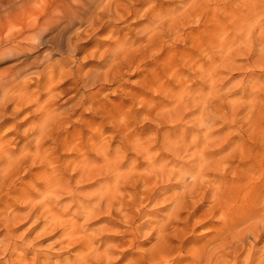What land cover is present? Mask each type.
Listing matches in <instances>:
<instances>
[{
  "label": "bare ground",
  "instance_id": "6f19581e",
  "mask_svg": "<svg viewBox=\"0 0 264 264\" xmlns=\"http://www.w3.org/2000/svg\"><path fill=\"white\" fill-rule=\"evenodd\" d=\"M122 1L130 3L139 0H63L54 6H51V3L47 1L38 14H34L28 20L20 21L23 22L21 25L19 23L20 30L17 24L15 29L18 28L19 31H15L16 34L12 33L4 38L5 42L9 43L15 40L35 42L36 39L41 38L45 30L62 25L61 30L58 31L60 34L58 41L59 44L63 43L64 49L58 48V45L56 46L57 50L54 51L59 52L61 60L65 61L61 66V60H52V52H48L45 61L39 64L33 73L28 72L31 75H36V83H33L32 77L29 78L26 75V72L32 67L16 69L17 71L13 70L14 72L11 74L0 77V126H3L18 113L20 114L21 111L31 107L34 117L29 128L23 133L25 143L17 150L8 149L13 141L12 138L6 137L7 135L0 138V192L7 189L6 195L11 192L18 193L19 197L15 200L12 199V202L15 204V201L19 202L21 198H24L23 209H26L23 214H16L18 209H14V212L7 201H5L6 203L0 201L3 203L0 207V221L4 228V237L0 240V259L8 257L4 262L6 264L37 263L36 258H31L32 262L30 261V263L26 261L24 254L33 248L29 247V244L27 245L23 239L17 241L9 228L18 220L33 217V212L38 208L41 217L46 216V220L51 223L57 222L62 226L64 232L61 238V247H67V249L70 247L76 250L75 255L73 254L64 264H115L118 259L123 260L125 257L118 259L113 257L117 248L125 250L124 246L128 245L129 248L135 243L142 244L144 242L138 243L137 239L143 236L141 233L144 232L143 229L149 222L135 225L136 221L143 218L146 213L141 210L143 203L146 200L149 203H154L155 200L152 201L150 196L155 198L161 189L163 191L165 188L169 189L177 185L181 191L167 199L169 201L167 214L165 216L163 214V217L155 223L152 221L154 224L151 226L150 232H147L148 235L145 234L146 241L154 236L155 242L151 249L139 251L134 258L133 256L125 258L122 264H165L168 262V257L164 256V251L168 250H164L163 247L167 245L168 240L173 239L181 243L178 248H175L178 250V254L173 264H264V142L259 143V139L256 138L258 143L255 141L246 143L245 139L243 140L242 131L238 130L240 139L232 144L234 139L223 141L219 131L208 132L211 131L210 129L203 136L201 135L202 142L196 138L187 141L188 133L196 125L206 128L209 123L212 125L213 122L208 114L211 98L208 96L209 92L206 91L213 82L210 70L212 67H217L218 63L230 67L233 65L232 58H230L231 64L224 61L227 57H224V54L229 56L230 53L224 51L228 43L222 33L210 39L212 35L209 34V30L207 28L202 30L201 37L195 40L198 43L191 45L194 50H198L196 52L201 54L198 61L199 66L196 65L197 62L189 60V63H193V67L189 69L188 74L179 72L178 67H175V55L165 56L166 65L163 64L161 67L158 62L160 54H157L154 57V66L158 70L155 69L153 72L151 85H148L149 81L147 83L144 77L140 78L137 87L141 91L148 85V89L151 90L157 83L158 86L155 89H158V92L154 93L162 100L155 102L154 99L147 101L143 98L144 101H141L139 111L132 112L127 106L128 102L141 97V94L132 91L126 93L123 89L119 90L120 102L112 104L113 107L110 108H106V105L102 107L95 94L92 96L86 94H89L94 87L100 84L113 82L114 76L125 65H130L129 59L138 54L139 50L137 49L143 41L153 44L154 41L161 39L160 36L165 34L164 31L168 27L167 31L173 32L174 27L180 23L179 16L183 20H187L190 13L193 14L200 9V0H190L181 8L183 12L180 15L173 13L172 16L164 17L154 13L153 17H150L148 25L141 27L140 36L136 39H131L130 36L111 35L109 42L111 41L112 45L104 51H97L103 62L101 66L89 70L87 73H83L81 67L68 68L69 62L74 63V57L82 51L80 47L82 36L89 31L98 29L104 31L110 24L112 16L107 17L109 20L103 21L105 18L103 15L113 8L117 12V9L123 6ZM4 3L6 4V2ZM97 9L100 13L93 14ZM133 13L136 14L137 11ZM13 21L7 22L6 26L15 24L18 18ZM83 24L86 25L83 29L75 27V32L72 30L73 34L68 31L69 36L67 35L65 38L62 36L67 30ZM213 47L220 52V62L207 56ZM175 49L177 48H173L172 51ZM176 53L178 54V52ZM183 56L187 55L183 54ZM180 60L178 61L180 62ZM258 61L260 62V60ZM33 65L35 66V64ZM148 72L146 71L145 75H140L148 77ZM163 72L164 74L168 72L171 75L170 77L168 75L167 83H161L160 77ZM66 77H70V83L61 82ZM189 78L196 79L195 84L200 81V84L197 86L194 84L196 88L193 86L186 89V83L190 81ZM183 79H187V82H184ZM33 84H36L38 94L35 91H30V86ZM65 84H68L69 87L61 90ZM175 85L177 86L174 88ZM42 89H45L43 93L40 92ZM73 89L76 90L75 104L66 112H59V108L54 107L56 100L64 91ZM84 109L92 114L93 120L87 122L85 118L82 119L83 114H80L78 119L83 120L82 125L75 126L70 118L76 115L78 110L84 111ZM198 110H200L199 116L188 121L189 124L193 122L191 126L179 131L178 125L187 118L189 119ZM97 118L100 120L98 123ZM145 120L155 126L173 124L174 127L166 134H161L156 128L152 138L151 134L144 131L145 125H142L143 129L138 130V133L135 129L132 132L133 125L144 124ZM69 121L72 131L60 134L58 131L63 130V126L67 125ZM105 125H109V130H111L110 136H107L106 139L104 138V134H106L104 129L107 128ZM196 132L195 137H198L200 134L197 129ZM113 134L120 138L119 145L121 144V146L119 149L116 147L117 150L111 148V142L115 137ZM254 134L251 133V135ZM14 135L21 137L19 131ZM45 143H49V145L46 147ZM129 151L134 152L135 156L138 155L145 161V168L144 164L137 163L138 167L140 165L144 168H141V173L140 170L138 171L140 174L137 172L136 165L125 168L128 160L122 155ZM63 155L65 158H62ZM24 167H27V174L31 175L32 179L26 184V188H16L13 177ZM33 169L36 170L35 173L32 172ZM126 189H128L127 192H125ZM63 196L69 197L77 204L76 210L74 209L75 211L72 212L77 217L73 215L76 219L83 218L82 224H78L71 217V219H64V216H67L70 211V209L66 211V206L64 208L60 206L62 209L59 213L57 212L55 207L61 204ZM35 197H40L39 201L36 200L37 203L34 200ZM76 197L80 199L75 200ZM165 197H163L164 200L163 198L158 199L159 201H156L155 205L165 201ZM204 205H206L205 209ZM183 214L186 216L182 218ZM101 215H106L108 220H112L107 221L106 218L105 221L100 217V221L103 220L104 225L88 234V227H85L87 223ZM41 220L43 222V218ZM51 223L49 228L56 225ZM117 226L125 227L122 236L127 240L110 245L107 235L110 233L109 231L113 230L112 227ZM199 229H207L204 233L209 237L200 246L193 242L195 245L186 250L183 247L185 242L182 239L183 236L187 232L193 234ZM18 249H21V255L15 252ZM124 253L122 251V254Z\"/></svg>",
  "mask_w": 264,
  "mask_h": 264
},
{
  "label": "rangeland",
  "instance_id": "374dc122",
  "mask_svg": "<svg viewBox=\"0 0 264 264\" xmlns=\"http://www.w3.org/2000/svg\"><path fill=\"white\" fill-rule=\"evenodd\" d=\"M47 1L51 3V6H54V4H57L63 0H0V48H1L0 49V77H4L7 74H11V72H14L13 70H16V69L18 70L20 68H31L32 67L26 72V75H28L29 78L32 77L31 80L33 81V83H36L37 81L36 75L34 74L31 75L29 73H33L36 70V67H38L39 64L45 61L46 59L45 56H47L50 52H52L51 53L52 60H61L60 53L54 50L57 48L56 46L58 45H59L58 48L61 47L62 49H64L63 43L59 44L60 42L58 41L59 35H60L58 31L61 30L62 25L53 27V29L49 28L50 30L48 29L45 30L46 32L44 31L42 33L43 35H41V38H40L41 40L36 39L35 42H19V40H15L14 42L9 43V42H5V39H4L7 36L11 35L12 33L16 34V32H18L21 29V27L19 26L23 23V22L21 23L20 21L25 20V19L28 20L34 14L35 15L38 14V12H40L43 9L44 7L43 5ZM189 1L190 0H139L137 2L132 1L130 3L127 1H122L121 3L123 4V6L118 8L117 12H115V9L113 8L111 11L105 12L106 14L103 15L105 17L103 21L109 20L107 19V17H110V15L112 16L110 20L111 21L110 24H108V26L106 27L104 31H99V29L94 30V31H89L90 33L88 32L82 36V40L80 41L81 43L80 47L82 51L77 56L74 57V60H75L74 63L69 62L68 68L70 69L73 67L74 68L81 67L82 72L87 73V71L101 66L103 62L101 61L102 59L99 57V54L97 53V51H104L105 49L109 48L112 45L110 43L111 41L109 42V38L111 35L113 36L119 35L120 37L130 36L131 39H136L140 36L139 33L141 30V27L148 25L154 13L161 14L164 17H168L170 15L172 16L173 13L175 15H180V13L183 12V9L181 8L185 4H187ZM4 2H6V4ZM4 8H7V9H4ZM8 8H9V12H8ZM3 9L5 10V12ZM134 11H137V13L136 14L133 13ZM167 11L168 12L170 11V12L168 13ZM97 13H100L99 9H97L93 14L96 15ZM95 15L93 16L95 17ZM16 18H18V21H19L15 23L16 25L13 24V25H10L9 27L6 26L7 22L9 21L12 22L13 20L15 21ZM179 20H180V23L177 24V27H174L175 28L174 31L173 32L170 31L169 33V31H167L169 27L166 28L164 31L165 34L163 36L162 35L160 36L161 39L154 41L153 42L154 45L151 44V42L149 41H143L142 45H140L137 49L139 50L140 53L137 52L138 54L134 55L131 59H129L130 65L129 66L125 65L121 69V71L117 73L116 76H114L115 78L113 82L110 81L109 83L100 84L97 87H94L89 94L86 93L87 96H92L95 94L97 96L96 99L99 100L100 105H102V107L106 105L105 106L106 108H110V107H113L112 104H118L120 102L121 98L119 97L120 95L119 90L121 89H123L126 93L132 91L134 93L141 94V97H138V99H136L135 101L127 103L129 110H131L132 112H136L140 110L141 108L140 103L141 101H144V99L147 101L149 99L150 100L154 99L156 100L155 102L161 101L162 98L159 97L156 93H154V92H158V89H155V87L158 86L157 83H155V87L152 88L153 90L148 89L149 88L148 85H151L150 82L154 76L153 72H155V69L158 70V68L154 66V57H156L157 54H160L158 58V62L160 66L161 65L163 66V64L166 65L165 58L167 56L175 55V60H174L175 67H178L179 72L181 73L184 72L188 74L189 69L193 67L192 65L193 63H189V62L190 61H193L194 63L197 62L196 65L199 66L198 61L201 58V54L199 52H196L198 50L197 49L194 50L191 45L198 43V41L195 42V40L199 39V37H201L202 35V30L203 29L205 30L207 28V30H209V34L212 35L210 36V39L215 38L220 33L223 34V37L227 39V43H228L224 51L225 53H228V52L230 53L229 56L224 54V57L227 56L225 57L224 61L229 64H231L230 58H232L234 61L232 63L233 64L232 67H230L229 65L227 66L220 65V63H218L219 65L217 67H212V69L210 70L211 75L213 77L212 78L213 82H212V85L206 91L209 92L208 96L211 98V99L209 98L211 102V106H210V110H208V114L213 119L212 125L213 124L214 125L212 126L209 123L206 127L207 129L200 128L196 125L197 128L194 127L195 131H193L194 129H192V131L188 133V136L191 138L187 136V141L188 140L190 141V139L192 140L196 138V140L198 139L199 142H202L203 137H201V135L203 136L210 129L211 131H208V132L219 131L220 138L223 141L225 140L231 141L232 139H234L231 142L232 144L234 143V141L236 142V141H239L240 139L238 138V133H237L238 130L240 132L242 131V136L244 137L243 140L245 139L246 143H250L253 141H255L256 143L264 142V72H263L264 71V0H200V9L198 11H196L193 14L190 13L189 18L187 20L186 19L183 20L181 16H179ZM17 24H18L19 30H17L18 28L15 29L17 27ZM4 25H5V28H4ZM85 26H86L85 24L81 26L79 25L74 26L73 28L64 32L65 34L63 33L62 36L65 38L67 37V35L69 36L70 33L73 34L76 30L75 27L76 28L80 27V30H81ZM72 30H74V32ZM175 32H177V34H175ZM11 46H13V48H10ZM19 47H22L25 49L22 50ZM173 48H177V49L172 51ZM210 51L207 54V56L209 58H212L214 61L217 60V62H220L221 55H220L219 50L213 47L212 49H210ZM176 52H178V54ZM183 54L187 56H183ZM189 54L192 56H190ZM183 58H186V59H183ZM178 60H180V62ZM258 60H260V62ZM63 61L65 60L62 59L60 61L61 66H63L64 64ZM28 64L31 66H27ZM33 64H35V66ZM149 69H150V72L152 69L153 71L150 73L148 72ZM146 71L148 72V77L140 75V74L145 75ZM165 73L166 74H164L163 72L162 74L165 76L161 75L160 77L163 81V82L161 81V83H164V82L167 83L166 80H168L167 79L168 75L169 77L171 76L170 74H168V72H165ZM140 78L141 79L144 78L147 83L149 81L148 85H146V88L142 89L141 91L137 87L138 81L141 80ZM189 80L190 81L187 82V79H183L184 82H187L186 85L188 87L186 86V89L193 87L195 84L194 82L196 81V79H192V78H189ZM42 81H43V78H42ZM63 81L64 82L67 81L68 83H70L71 79L70 77L69 78L66 77V79H63L61 82ZM199 84H200V81H197L195 85L197 86ZM176 86L177 85H175L174 88ZM196 86H194L193 88H196ZM68 87L69 85L65 84L64 86H62L61 90H64L65 88H68ZM30 91L31 92L37 91L36 84H33L30 86ZM44 91L45 89L40 90L41 93H43ZM75 91L76 90L73 89V90L64 91L63 93H61L60 97L56 100L54 107L59 108V112H66L67 110H69L75 104V100H76L74 98L76 94ZM32 110H33L32 107L29 109L23 110L21 111L20 114L18 113L14 117L15 119L14 118L9 119V121H7L3 126H0V138L7 135L6 137L10 139L12 138L11 140H13L11 141V144L9 145V148H8L9 150H17L25 143V140H24L25 138L23 137V133L25 132V130L29 128V125L34 120L33 114L31 113ZM80 114H83L82 119L84 120L85 118V121L87 122L90 120L91 121L93 120L91 118L93 117L92 114L89 113L87 109H84V111L78 110L76 112V115L70 118V121L74 122L75 126L82 125L83 120L78 119V116ZM199 114H200V110L196 111L193 116L189 117V119L187 118L180 125H178L179 131L180 130L183 131L187 127L191 126L193 122L189 124L188 121L190 119L192 120L198 117ZM70 121L67 123V125L63 126V130L60 129L58 131L60 132V134L66 131L68 132L72 131V127H70L71 125ZM96 121L97 123L100 122L98 118L96 119ZM144 122L145 123L144 124L142 123L141 125L139 124L133 125L132 132L135 129V131H137L136 133H138L144 128V131L146 133L151 134V138H152L153 133L155 134L154 130H156V128H157V131L159 130V132H161V134H166L170 132L174 127L173 124H164L163 126L161 125L160 127V126L153 125V123L152 124L149 123L150 121H147V120H145ZM142 125L143 126L145 125V127L142 128ZM105 126L108 128V130L107 128H105L106 130L104 129L106 133L104 134V138L106 139L107 136H110L111 130H109V125H105ZM211 126L213 127V129L211 128ZM78 128L80 127L78 126ZM159 128L161 129V131ZM196 129L198 130L200 134L198 137H195L197 134ZM100 130H103V128H100ZM18 131L22 138L21 137L19 138L16 135H14V133ZM107 132L109 133L108 135H107ZM85 133L87 134L86 131ZM251 133L252 134L255 133V134L251 135ZM257 133H258L259 138L257 137ZM158 138L160 140V135L158 136ZM256 138L257 140L259 139L258 142L256 141ZM119 143H121L120 138L115 135L113 141L111 142V145H112L111 148L114 150L119 149L121 146V144L119 145ZM44 145L47 147L49 143H45ZM116 147L118 148L116 149ZM125 154L122 155V156H125L126 159L128 160L126 161L125 168L127 167L131 168V166L134 167L136 165L135 167L137 168V172L140 170V173H141L142 172L141 168H143V166L140 167V165L144 164V168H145V161L142 158L138 157V155L135 156V153L132 151H129ZM62 158H65V155H63ZM140 161H142L143 163L141 162L142 163L141 164ZM137 163L140 164L139 167ZM32 172L35 173L36 170L33 169ZM27 173H28V169L27 167H24L19 170V172L16 174L17 176L16 175L14 176L15 178L13 177V182L15 181L14 184L16 188H23V187L26 188V184L29 183L32 179L31 175H28ZM140 173L138 172V174ZM6 190H3L2 192H0V196H1L0 201L2 202L7 201L8 205L10 204L12 206L11 208L12 210L18 209L17 212H15L14 210L16 214H20V215L23 214L26 210V209H23L24 198H21L19 202L15 201L16 203L14 204L12 202V199L15 200L16 198H18L19 194L16 192H11L9 195H6L7 194ZM84 190H86V188H84ZM138 190L140 191V188H138ZM127 191L128 189L125 190V192ZM180 191L181 189L176 185L169 189L165 188L163 189V191L161 189V191L159 192V194L156 195L155 198L149 195L152 201L155 200V202L159 201L158 199H162L165 196H166L165 197L166 200L161 201L162 203L160 202V204L158 205H155V202L149 203L146 200L141 207V210L143 211V213L144 212L146 213L144 214L143 218L136 221L135 225H138L142 222H147V221L149 222V224H147L145 229H143L144 232L142 231L141 233L143 236L139 237L140 239L139 238L137 239L138 243L139 242L142 243V241H144L145 243L144 242L142 244L135 243L133 246H129V248H128V245L124 246L125 250H122V248H117L118 250L115 251L116 254L114 253L113 257H116L118 259V258L125 256L124 257L125 259V258L133 256L134 258L138 255L139 251L150 250L152 245L155 242L154 236L150 240L146 241L145 234L148 235L147 232H150V228L155 223V221L161 219L163 217V214L164 216L165 214H167V211H168L167 206L169 204V201H167V199L169 198V196L171 197ZM79 199L80 198L78 197L75 198V200H79ZM34 200L39 201L40 197H35ZM2 202H0V207L3 204ZM61 204L57 205V207L59 206V208L55 207L58 213L61 211L62 209L61 207L64 208V206H66L65 208L66 211H69L70 209L67 216H64V219L74 218L78 224L83 223L82 222L83 218L80 217L76 219L77 217L72 212L76 210L75 207L77 205L75 204L74 201H71L69 197L63 196ZM67 205L70 208H68ZM203 208L205 209L206 205H204ZM36 210L37 211H34L32 214L33 217L27 218L24 220L21 219L20 221L18 220L16 224H13V226H10L9 228L10 231L13 232V233L11 232V234L15 235V239L17 241L19 239H23L25 240L24 242H26L27 245L29 244L28 245L29 247L33 248V249H30V251L27 252V254L26 253L24 254V258L26 259L28 263H30V261L32 260L31 258H36L37 259L36 264H40V262L41 264H54V263L64 264L66 263V261H69L70 257L73 256V254L75 255L76 250L70 247L68 249L67 247L66 248L61 247L62 246L61 238L63 237V232H64V230H62V226L57 222L51 223V221L46 220L47 219L46 216L41 217V214L38 211V208H36ZM185 216L186 214H183L182 218ZM40 217L43 218V222L45 221L44 223L42 222ZM100 217L102 219L104 218L103 220H105L106 218H107L106 219L107 221L112 220V219L108 220V217H106V215H101L97 219L89 221L87 223L88 226L87 225L85 226L86 228L88 227V232H87L88 234H91L92 230H96L100 228L102 225H104V221L103 220L100 221L101 219ZM152 218L155 220H153ZM50 223L52 225L56 224L52 226V228L55 230H53L51 227H50L51 230H49ZM44 225L45 226L48 225V226L45 227ZM46 228L47 229L49 228V229L45 230ZM112 229L113 230L109 231L110 233H108L107 235L109 236L108 240L110 242L108 240L107 241L108 243H110V245H114L116 243L118 244L122 242V240L123 241L127 240V238H124L122 236V233H123L122 231H125V227L117 226V227H112ZM206 231L207 229H203V230L199 229V230H196L193 234L190 232H187L184 235L186 237L183 236L182 238L185 241L183 244V247H185L186 250L188 249V247L191 249L192 245L194 246L195 243L197 246H200V244L203 243L205 239L209 237L207 234L205 235L204 232ZM3 237H4V228H3V223H1L0 224V240ZM152 239L153 241H151ZM182 239H181V242H183ZM56 244H58L60 248ZM167 245L169 246V248ZM167 245L163 247L164 250L165 249L168 250V251L163 250L164 256L168 257V262L165 264H173L178 254L177 252L178 250L177 249L175 250V248H178V246H180L181 243L178 240L173 239L170 241L168 240ZM122 251L125 253L122 254ZM15 252L19 253V255L22 254L21 249H18ZM7 259L8 257H4L3 259H0V264H6L4 262ZM120 260L118 259L117 260L118 263L115 262V264H122L124 262L123 260L121 261Z\"/></svg>",
  "mask_w": 264,
  "mask_h": 264
}]
</instances>
